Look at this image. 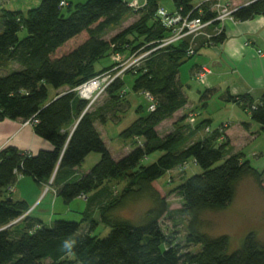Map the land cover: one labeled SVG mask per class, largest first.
<instances>
[{
  "label": "trees",
  "instance_id": "obj_1",
  "mask_svg": "<svg viewBox=\"0 0 264 264\" xmlns=\"http://www.w3.org/2000/svg\"><path fill=\"white\" fill-rule=\"evenodd\" d=\"M60 1L41 0L25 12L0 9V68L11 62L20 66L0 75V121L35 118V134L52 146L36 154L13 146L0 149V264H264V242L253 231L245 235L239 248L229 252L228 235L212 237L201 230L202 214L226 208L244 178H252L264 191V171L254 168L241 153L228 152L226 141L220 139L224 136L221 126L188 143V135L209 128V119L197 124L195 118L196 125L188 135L179 129L164 136L157 132L163 121L188 103L179 69L194 56L186 55V40L159 47L167 36V29L156 17L160 0H147L136 11L126 0H87L76 4L67 16L63 11L71 3L60 7ZM171 1L175 9L191 17L199 16L203 21L214 17L207 4L194 8L196 0ZM130 13H137L138 18L110 40L105 39L107 30ZM256 15H264V0H253L232 12L237 21ZM20 31H25V37H19ZM224 40L221 32L207 43ZM145 52L149 53L139 66L128 69L106 87L103 105L86 109L87 102L74 89L114 66L111 61L97 69V62L104 57L111 59L113 53L130 57ZM126 74L134 77L130 91L151 94L155 109L137 106L138 116L119 133L122 139L133 138L136 143L125 154L113 156L96 123L105 124L110 111L122 104V92L127 93ZM47 86L67 87V91L50 100ZM224 99L238 103L264 131V93L258 101L247 94ZM93 152L100 155L99 160L76 174ZM152 155L154 160L145 163L144 159ZM190 160L201 171L176 187L182 204L173 212L187 219L185 242L200 248L180 253L160 224L164 216L171 217V211L168 192L158 180ZM21 176L53 187L66 204L93 193L83 218L91 214V204L100 199L98 222L109 228L107 235L92 234L95 219L81 231V222L56 219L46 226L28 216L25 202L7 200L9 196L4 194ZM115 179H123L125 184L112 196L105 184ZM139 202L148 206L138 221L118 214ZM67 238L76 240L72 254H65L60 247Z\"/></svg>",
  "mask_w": 264,
  "mask_h": 264
},
{
  "label": "rangeland",
  "instance_id": "obj_2",
  "mask_svg": "<svg viewBox=\"0 0 264 264\" xmlns=\"http://www.w3.org/2000/svg\"><path fill=\"white\" fill-rule=\"evenodd\" d=\"M71 3V6L69 8L65 7L63 14L65 16L69 15L70 10L74 9V6L79 3H85L87 0H68ZM160 4L163 8L168 10L169 8L172 9V7L169 5V0H160ZM138 18V14H128L127 18H125L122 23H120L117 26H112V28L108 29L106 34L104 35V38L107 40H110L113 35L116 33H119L121 30L128 27L132 22H134ZM26 33L25 31L19 32V37L23 38L25 37ZM203 39V43L205 46H210L207 43V40L204 36L198 37ZM198 40V39H197ZM197 44V43H196ZM195 44V46H196ZM197 51H194V57L188 59L184 64L180 66L179 69V79L180 82L183 84V89L186 91V94L188 96V101L190 105H194L190 108L189 112L186 114L187 121L185 122L186 126H181V115H177L174 118L170 120H166L163 124H161L157 128V132L160 136H164L166 132L173 131L175 129L182 130L185 134H190L192 129L196 124L191 123L189 121V115L192 114L195 110L199 111L198 116H196L197 119L201 120L205 113L209 114V116H212L215 120L212 127H216L217 122L219 121L220 117L223 114H227L233 117H230L232 120L237 121V115H242L239 110H229V111H217L219 108H221V104L218 103V96H213L212 102L209 103V105L205 108L203 107V103L200 100V97H206L207 94H210V91H207L209 86V77H207V80L204 84H200L196 76L200 73L202 67H196L194 69L193 75L190 73V68L192 64L196 61L195 56L199 50V46L195 47ZM141 55V54H140ZM137 56H130L127 58L135 59ZM124 58V57H123ZM126 58V59H127ZM138 59V58H137ZM111 63V60L109 57H104L102 60L96 63V68L100 69L101 66L109 65ZM140 63H137V66H139ZM20 66L17 63L11 62L7 67L0 68V75H6L13 71L19 70ZM195 76V77H194ZM124 80L127 84V86H124V90L126 92H122L124 94V99L122 101V104H119L115 110L110 111V114L107 117V121L105 124H99L96 123L97 129L99 130L101 137L103 141L105 142L107 148L110 150L111 154L113 156H121L125 154L128 150L133 148V145L136 143V141L131 138L124 140L119 136V133L126 128L137 116L136 110L134 107L131 109V106L136 104H142L143 107L147 105V102L143 98L141 94L138 95H131L130 91V85L132 84V81L134 80V77L130 74H126L124 76ZM48 89V97H52L55 93V90L51 86H47ZM222 98L224 95L221 96ZM107 100L106 94L103 92L93 103L91 109L96 108L98 106L103 105ZM209 102V101H208ZM240 108V107H239ZM233 114V115H232ZM228 118L226 121L219 124L223 128L224 136L221 138L223 141L226 138V145L228 152L233 153H241L245 158H248L251 162V164L256 167L259 171H261L264 168V132L260 133L259 138L253 137V135L250 134V137H248L245 141L244 139L238 137L231 139H227L228 136H226V130L232 125V121ZM253 122V121H252ZM197 123V121L195 122ZM254 124L258 125L257 123L253 122ZM233 124H236L234 122ZM204 129V133L208 134L210 133ZM198 132H196L197 134ZM202 135V134H201ZM236 135V134H235ZM197 138H200V134H197V136H192L186 138L188 140V143L196 140ZM239 140V141H238ZM219 141V140H218ZM230 141V144H229ZM91 156L89 158H85V161L82 162L80 165L83 168H86L88 166V161L91 159L90 157H97L99 158L100 155L97 152L90 153ZM155 158V155H152L150 157H147L144 159L145 163H149L153 161ZM95 164V163H94ZM93 164V165H94ZM83 165V166H82ZM91 165V166H93ZM79 166V167H80ZM89 166V167H91ZM88 167V168H89ZM201 170L198 166L193 164L192 161H188L187 163H184L183 165L172 169L171 171L167 172L164 176H162L158 181L162 184L166 192H168V203H169V209L171 211V217L169 215L164 216L161 221V227L164 233L167 235L168 238L172 239L173 243L175 245H178V249L180 250V253H186V252H196L199 250L200 246L195 245H188L185 242V234H186V223L187 219L185 217H179L176 216V214L173 212L174 209H177L181 206L182 200L179 197V195L176 193V187L184 182L187 178L192 176L193 174L199 173ZM125 184V180L123 179H115L107 182L105 184L106 189L109 191V193L114 196L123 187ZM48 188V186H47ZM9 198L12 196L14 197V194L11 192L9 193ZM58 203L54 207V213L52 214V222L56 219H64L67 221H77L81 222V231H86L89 228L90 220L95 219L96 226H94V229L92 231V234L98 235L99 237H104L107 235L109 228L104 226L102 223L98 222V214L96 215L95 212H92L90 215L85 216L83 218V214H78L74 212H66L65 208L66 203L61 197H58ZM74 201V200H72ZM71 201V202H72ZM70 202V208L73 210H76L75 204ZM77 203V202H76ZM69 204V203H68ZM146 202H139L134 205H131L127 207L126 209H123L118 212V214L122 216H127L135 221H138V217L140 214L145 210L147 207ZM51 210V209H50ZM62 210V211H61ZM28 212V211H27ZM26 212V213H27ZM49 212V211H48ZM66 212V213H65ZM202 220H203V227L201 230L207 234H209L212 237L219 236L222 234H226L229 236L230 239V245H229V252H232L239 248L242 244V241L245 237V235L248 232L253 231L258 240L264 242V191H262L259 186L256 184V182L252 178H244L237 187L235 197L233 201L224 209L217 210V211H207L202 214ZM48 224V223H47ZM50 224V225H51Z\"/></svg>",
  "mask_w": 264,
  "mask_h": 264
},
{
  "label": "crops",
  "instance_id": "obj_3",
  "mask_svg": "<svg viewBox=\"0 0 264 264\" xmlns=\"http://www.w3.org/2000/svg\"><path fill=\"white\" fill-rule=\"evenodd\" d=\"M65 1L69 2L68 0ZM252 1L253 0H230L229 5L231 9L235 10L236 8L246 5ZM40 2L41 0H0V9L3 8L11 11L25 12L28 9L37 7ZM169 2L172 9L169 8L167 11L173 12L175 10L174 4L171 0H169ZM159 5L161 6L160 1ZM217 26L222 27V32L225 34V40L222 43L205 46L203 39L198 38L196 41V47L199 46V50L195 55L197 56L195 58L196 61L192 64L190 73L193 75V71L196 67L207 66L210 69V72L207 74V77L210 76L208 79L209 86L207 89V91H210V94H207L206 97H202V95L200 97L203 107L206 108L209 103L212 102L213 96H218V103L221 104V108L217 110L218 112L239 110L242 115L238 114L236 118L237 121H234L230 118L233 117L231 114L230 116L228 113L223 114L220 119H218L219 121L214 128L212 125L214 123L213 120L215 119L212 116H209V114L205 113L206 115H204L201 120H210V126L208 129L211 131L219 127V124L230 118L233 126H230L226 130V136H228L227 139L230 140V138L233 139V137H238L240 140V138L243 137L242 139L245 141L248 137H250V134L258 139L260 133L264 132L261 126L259 124H254L250 120L248 113L243 111L238 103L231 101L228 102L224 99V97L228 95L236 97L247 94L251 96L254 101H258L264 93V15H256L245 21H237L230 16L220 25L217 24ZM66 91L67 87L56 89L54 95L50 98L48 97V99L51 100ZM183 91L188 98L186 91L184 89ZM138 94L141 93L131 92L132 96ZM222 95H224L223 98L221 97ZM138 105H132L131 109L134 107L137 108ZM194 105H190L188 101V103L182 109L177 111L172 118L177 115L185 117L190 108ZM193 113H196V116H198L199 111L195 110ZM201 120L196 118L197 124ZM180 121L181 126H186V117L183 119L181 118ZM234 122H236V124H233ZM197 132V134H200V139L205 135L204 128L197 130ZM197 134L195 133L194 136H197ZM224 140L226 141V138ZM7 146H13L18 150L29 154H36L40 150H49L52 147L48 141L37 136L34 132L33 126L26 121L4 119L0 121V149ZM89 156L91 155L89 154L86 158H89ZM90 158L88 166L86 168L81 166L78 167L75 170L76 174L81 171L88 170L90 168L89 166L96 163L100 157ZM244 159L250 162L248 158L244 157ZM261 171H264V168ZM73 176L72 179L74 178ZM10 192L14 194V197L11 196L12 200L23 201L27 204L29 207L28 216L37 219L43 225L50 226L53 219V209L59 202L58 196H56L53 187L50 186L47 188V185L45 184L39 185L30 176H21L16 184L10 187L8 191L4 192V194L9 195ZM92 195L93 193L88 194L87 196L77 197L71 202L75 204L76 210H72L69 203L66 205L65 208L67 209H65V211L82 214L88 206V197H91ZM99 202L100 199L91 204L90 213L96 211L95 214H98L97 204Z\"/></svg>",
  "mask_w": 264,
  "mask_h": 264
},
{
  "label": "built area",
  "instance_id": "obj_4",
  "mask_svg": "<svg viewBox=\"0 0 264 264\" xmlns=\"http://www.w3.org/2000/svg\"><path fill=\"white\" fill-rule=\"evenodd\" d=\"M126 1L128 7L134 11L143 8L147 3V0ZM229 1L230 0H196L194 2V8L207 4L209 5V9L214 13V17L207 21H203L199 16L191 17L190 13L183 14L181 9H175L173 12H169L165 8L159 7L156 11V17L160 21L161 25L167 29V36L162 39L159 47L166 46L177 41L186 40L188 42L186 55H193L198 37L204 36L208 42L211 37L222 32V27L217 26V24L220 25L223 23L225 19L232 16V12L234 11L230 8ZM66 4L67 2L62 0L60 1L59 6L64 7ZM148 53L149 52L142 53L135 59H129L121 53H113L110 59L114 63L113 67L92 77L74 89L77 96L87 102L86 109L93 105L96 99L105 91L106 87L114 79L117 77L122 78L128 69L137 66V63H141L143 58ZM209 72L210 69L207 66H203L200 73L196 76L197 81L200 84H204L207 80V74ZM141 95L147 102L148 110L153 111L155 109L154 97L148 92H143ZM195 118L196 113L189 115V121L191 123L195 122ZM26 122L33 125L37 122V120L32 118ZM206 130L208 131L209 129L207 128Z\"/></svg>",
  "mask_w": 264,
  "mask_h": 264
},
{
  "label": "clouds",
  "instance_id": "obj_5",
  "mask_svg": "<svg viewBox=\"0 0 264 264\" xmlns=\"http://www.w3.org/2000/svg\"><path fill=\"white\" fill-rule=\"evenodd\" d=\"M75 246L76 240H70L69 238L65 239L60 245L61 250L65 252V254H72Z\"/></svg>",
  "mask_w": 264,
  "mask_h": 264
},
{
  "label": "water",
  "instance_id": "obj_6",
  "mask_svg": "<svg viewBox=\"0 0 264 264\" xmlns=\"http://www.w3.org/2000/svg\"><path fill=\"white\" fill-rule=\"evenodd\" d=\"M7 200H11V198H8ZM12 224H13V223H11L10 225H12ZM10 225H8V226H10ZM8 226H7V227H8Z\"/></svg>",
  "mask_w": 264,
  "mask_h": 264
}]
</instances>
